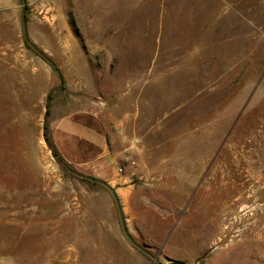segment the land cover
<instances>
[{"label":"rangeland","instance_id":"1","mask_svg":"<svg viewBox=\"0 0 264 264\" xmlns=\"http://www.w3.org/2000/svg\"><path fill=\"white\" fill-rule=\"evenodd\" d=\"M55 108L144 171L128 231L160 264H264V0H0V264H156L55 158Z\"/></svg>","mask_w":264,"mask_h":264},{"label":"crops","instance_id":"2","mask_svg":"<svg viewBox=\"0 0 264 264\" xmlns=\"http://www.w3.org/2000/svg\"><path fill=\"white\" fill-rule=\"evenodd\" d=\"M49 126L54 150L64 163L82 174L108 183L115 189L128 228L127 213L130 210L134 211L139 195V189L136 188L133 180L135 176H141L144 171L131 165L125 167L121 165V160L125 159L121 158L125 150L120 151L123 148L118 136L113 140L105 120L98 113L90 110L81 109L62 113L55 108L51 112ZM134 151L129 154L131 158L128 159L137 163L149 162L150 158H132L135 157ZM120 168H123L124 173H119Z\"/></svg>","mask_w":264,"mask_h":264},{"label":"water","instance_id":"3","mask_svg":"<svg viewBox=\"0 0 264 264\" xmlns=\"http://www.w3.org/2000/svg\"><path fill=\"white\" fill-rule=\"evenodd\" d=\"M23 35L25 40L29 43V39H28V29H27V24L26 21H23ZM69 173H71L72 175L76 176L77 178H80L82 180H86L88 182L94 183V184H98L100 186H102L112 197L115 206L117 208V212H118V216H119V222H120V226H121V230L122 233L124 235V237L126 238V240L135 248H137L139 251L143 252L145 255H147L149 258H151L154 263L156 264H160L158 259L156 257H154L152 254H150L147 250H145L143 247H141L131 236V234L128 231L127 225H126V221H125V216L121 207V203L119 200V197L115 191V189L113 187H111L108 183L101 181L97 178L94 177H90L87 176L85 174L80 173L79 171L71 168L69 165H67L66 163H60Z\"/></svg>","mask_w":264,"mask_h":264},{"label":"trees","instance_id":"4","mask_svg":"<svg viewBox=\"0 0 264 264\" xmlns=\"http://www.w3.org/2000/svg\"><path fill=\"white\" fill-rule=\"evenodd\" d=\"M47 115H49V111H48V110H47ZM45 129H46V128H45ZM46 141L48 142L49 147L53 150L55 158H57V159L59 160V163H64V162L58 157V155H57V153H56V151L54 150V147H53V145H52L51 139H49L48 136H46ZM70 167H71V166H70ZM71 168H73V167H71ZM73 169H74V168H73ZM84 181H86V180H84Z\"/></svg>","mask_w":264,"mask_h":264},{"label":"built area","instance_id":"5","mask_svg":"<svg viewBox=\"0 0 264 264\" xmlns=\"http://www.w3.org/2000/svg\"><path fill=\"white\" fill-rule=\"evenodd\" d=\"M119 173L122 174L123 173V168L119 169Z\"/></svg>","mask_w":264,"mask_h":264}]
</instances>
